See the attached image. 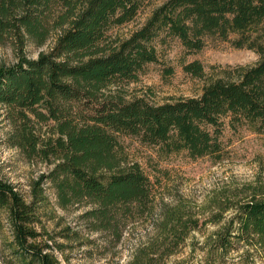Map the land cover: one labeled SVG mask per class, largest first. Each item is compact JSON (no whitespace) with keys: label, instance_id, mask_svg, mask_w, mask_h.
Instances as JSON below:
<instances>
[{"label":"trees","instance_id":"trees-1","mask_svg":"<svg viewBox=\"0 0 264 264\" xmlns=\"http://www.w3.org/2000/svg\"><path fill=\"white\" fill-rule=\"evenodd\" d=\"M142 6L143 0H0V44L11 40L21 53L27 41L41 47L52 31L60 32L49 53L37 60L18 54L15 65L0 68V105L13 112L16 126L13 147L55 161L30 203L0 177V209L13 230L15 259L7 264H59L48 245L31 243L40 236L31 225L46 201L37 191L45 180L61 208L90 207L83 218L91 231L119 238L136 214L151 213L155 183L127 160L121 137H135L163 155L185 152L194 160L220 161L225 120L232 128L264 133V0H166L129 38L107 43L110 31L132 22ZM169 40L188 54L201 52L210 40L231 42L260 58L224 71L197 98L153 105L105 96L110 87L137 81L159 61L157 45ZM183 70L205 76L198 61ZM34 121L54 122L53 136L41 140ZM263 235L264 201L253 199L240 205L218 246L228 252L235 249L233 238Z\"/></svg>","mask_w":264,"mask_h":264},{"label":"rangeland","instance_id":"rangeland-1","mask_svg":"<svg viewBox=\"0 0 264 264\" xmlns=\"http://www.w3.org/2000/svg\"><path fill=\"white\" fill-rule=\"evenodd\" d=\"M164 1L143 0L139 15L111 30L107 43L129 38ZM59 33L52 31L41 47L27 41L21 53L11 40L0 44V68L15 65L18 54L37 60L49 53ZM157 49V63L149 64L137 81L110 87L105 96L127 102L142 99L153 105L197 98L208 83L223 77L224 71L253 66L260 58L252 50L237 49L231 42L218 40H210L194 54H188L177 40L157 45ZM194 61L204 67V78H193L184 72V65ZM12 114L8 107L0 105V177L30 203L36 183L53 170L55 161L29 157L13 147L16 126ZM34 125L41 140L53 136L54 122L34 121ZM120 142L127 160L138 163L155 183L151 213L136 214L119 238L109 232L91 231L83 218L90 207L76 204L61 208L55 189L45 180L37 191L46 201L37 207L36 221L31 225L40 236L31 243L48 245L59 264H264V235L248 241L233 238L235 249L228 252L218 246L219 236L228 231L241 204L253 199L264 201V133L248 126L232 128L225 120V155L220 161L194 160L185 152L163 155L158 148L142 144L135 137L123 136ZM12 242L7 212L0 209V264L15 259Z\"/></svg>","mask_w":264,"mask_h":264}]
</instances>
